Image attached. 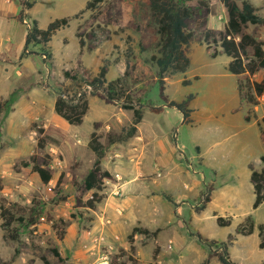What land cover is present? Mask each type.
I'll return each mask as SVG.
<instances>
[{
  "label": "rangeland",
  "instance_id": "rangeland-1",
  "mask_svg": "<svg viewBox=\"0 0 264 264\" xmlns=\"http://www.w3.org/2000/svg\"><path fill=\"white\" fill-rule=\"evenodd\" d=\"M89 1L13 0L7 5L0 0V42L7 50V60H16L15 65L0 62V67L4 66L0 70V98L4 99L21 84L30 85L33 90L35 87L37 93L35 96L33 92L30 101L34 103L29 102L28 111L12 112L18 92L0 101V206L10 209L15 219H26L32 211L38 213L35 225L15 221L8 232L3 230L0 218V264H44L43 260L49 264H69L68 239L81 235H85L86 241L80 249L88 253L89 264H139L137 246L133 245V251H125L119 244L121 237L126 242L129 236V229L124 231L121 225L126 214L121 191L125 182L134 184L135 196L148 207L147 214L153 207L163 205L161 211H169L177 220L188 214L190 204H197L209 192L211 203L207 210L193 217L195 229L186 222L181 225L185 238L173 237L175 245L197 259L193 264H221L217 257L209 258L212 250L193 236L196 231L205 239L218 242L219 251L224 243L230 260L236 264H264L257 229L243 237L244 248L231 246L228 239L234 236L239 216L249 215L256 226L264 224V202L257 209L252 208L255 196L249 169L255 165L259 169L258 162L264 156V108L256 112L243 100L238 77L227 71L230 58L220 53L218 44L212 43L213 39L219 41L218 33L223 31L227 18L224 8L218 0H201L209 7L208 14L201 13L206 21L204 28L214 30L208 41L210 49L203 38L205 29L193 31L189 22L188 29L193 32L187 50L190 66L185 73L167 74L164 78V94L169 100L182 102L190 95L194 97L189 104L188 123L183 122L179 111L164 107L160 98L156 67L149 62L158 44L149 0H104L98 13L85 10ZM248 1L264 17V0ZM28 5L32 7L28 9ZM188 6L197 8V2H189ZM22 10L29 25L35 20L40 29L54 20L69 19L68 25L51 38L49 47L54 60L46 65L38 57L29 56L22 60V69L17 67L26 27L18 25L13 16ZM244 31L264 42V27L248 26ZM89 35L94 37L92 41ZM103 67L106 82L123 79L121 101L107 104L98 97L102 92H96V96L86 93L89 110L82 124L68 126L55 119L52 103L58 95L71 97L82 91L84 82L95 78ZM18 70L24 75L18 74ZM251 79L241 80L243 94L250 91ZM127 99L134 107L142 106L141 130L155 129L161 133L163 139L154 140V144L174 161L162 176L151 177L135 170L124 176L120 170L114 171L118 162L111 160L108 170L112 180L104 182L98 192L100 200L89 207L93 191L84 189L83 179L91 157L87 148L90 134L95 133L99 142L105 144L107 156L110 139L121 135L130 125L132 113L122 109ZM146 106L162 108V113L152 114ZM39 138L44 139L43 148L38 146ZM130 141L126 142L124 153L129 151ZM33 156L52 175L46 185L30 166H22ZM163 160L161 157L159 163ZM151 190L158 194L151 195ZM182 191L185 193L181 194ZM212 215L231 224L220 227ZM231 215H235L233 220ZM243 225L247 226L245 222ZM135 227L147 231L138 235L143 243L153 238L149 229L138 224ZM107 229H113L112 233L118 236L110 241ZM14 230L17 239L11 240L8 237L15 234ZM53 249L60 252V259L54 256ZM172 249L173 244L168 242L169 258L153 254L152 260L155 264H171Z\"/></svg>",
  "mask_w": 264,
  "mask_h": 264
},
{
  "label": "trees",
  "instance_id": "trees-1",
  "mask_svg": "<svg viewBox=\"0 0 264 264\" xmlns=\"http://www.w3.org/2000/svg\"><path fill=\"white\" fill-rule=\"evenodd\" d=\"M103 1L104 0H90L86 3L85 10H92L98 13ZM193 1L197 2V8L188 6V3ZM218 2L224 8L227 18L223 31L218 33L219 41L217 42L213 39L212 43L215 45L218 44L221 54L230 58V62L227 66V71L230 74L235 76L245 74L252 77L259 71L264 70V43L253 35L246 33L244 30L248 26L264 27V17L260 16L257 8L247 0H239V3L238 0H218ZM31 7V5H28V9ZM149 10L155 22L156 35L158 38L156 54L150 57L149 62L156 67V81L159 86L160 98L163 101L164 107L176 109L182 114L183 122L189 123L191 114L189 104L194 97L190 95L182 102L169 100L164 94V78L167 74L174 75L185 73L188 70L190 61L187 57V48L193 38V32L188 29V23H192L193 31L203 29L206 21L201 13L208 14V4L201 0H149ZM23 14L22 10L17 16V20L20 24H22ZM68 22V18L58 19L50 22L45 29H39L37 22L35 20L32 21L30 28L26 30L21 58L29 55H36L40 56L44 63L51 60L52 55L49 47L51 38L56 32L64 29L68 25ZM213 36V30H204L203 38L208 49H210L208 41ZM88 37L91 41L94 38L92 35ZM80 46L82 47V42H80ZM30 48H36V51L30 50ZM216 54L217 51L215 50L212 56L214 57ZM105 74L106 67H103L95 78L84 82L85 84L83 87L86 85L92 86L91 96H96V92L98 91L102 92L103 94L98 97L107 104L114 101H121L123 96L121 92L123 79L119 78L111 82H106ZM183 84L186 85L188 82L184 81ZM238 91L247 104L256 106L257 99L264 93V78L259 82H251L250 91L244 94L242 92L241 83H238ZM79 94L80 96L78 97ZM126 101L122 109L132 112L131 123L122 131L120 136L115 139L111 138V142L126 141L133 137L137 131V126L142 120V106L137 104V107H134L132 102H129L128 99ZM88 108L86 93L81 90L71 97L66 95L64 97L59 94L53 106L55 114L62 118L68 125L72 126H78L83 122ZM146 109L150 113L156 115L162 112V108L153 106H146ZM261 121L264 123V118ZM39 132L42 133V130ZM262 134L264 137V128ZM43 144L44 139L39 138L38 146L43 148ZM87 147L94 154L95 160L91 169L83 179V187L86 191H93L92 199L88 202V206L93 207V204L100 200L98 192L102 190L104 182L112 180V176L109 172L101 168L103 146L95 133L90 135ZM260 163L261 168L259 170H255L253 166L249 167L250 180L255 196L252 205L253 209H257L264 202V156L260 158ZM22 166H30L32 172L37 175L40 182L44 185L52 180V175L49 170L39 165L34 156L31 157L29 161L24 162ZM208 202L209 192L204 196L200 210L204 209ZM37 217L38 213L32 211L26 219L24 217L15 219L10 209L6 208L4 205L0 206V218L3 219L1 226L6 232L9 231L10 225L15 221L26 226H33L36 223ZM216 224L220 227H225L229 226L230 222L229 220L218 217L216 218ZM245 224H247V226L241 224L237 227L236 234H252L254 225L250 217L245 219ZM257 229L260 239L259 247L262 249L264 248V225H259ZM14 233L13 236H9L8 238L16 240V230H14ZM228 239L231 241L232 237L230 236ZM198 240L212 250L209 254V258L217 257L221 264H235L230 260L224 243L220 244L221 250L219 251L218 242L207 240L200 235H198ZM52 253L56 258L60 259L56 249H53ZM43 261L44 264H48L45 260Z\"/></svg>",
  "mask_w": 264,
  "mask_h": 264
},
{
  "label": "crops",
  "instance_id": "crops-1",
  "mask_svg": "<svg viewBox=\"0 0 264 264\" xmlns=\"http://www.w3.org/2000/svg\"><path fill=\"white\" fill-rule=\"evenodd\" d=\"M12 2H13V0H11V1L10 0H4V3L7 5H11ZM253 6L255 8H257L258 14H259L260 9L258 7H256L255 5H253ZM17 16L14 14L13 19L16 21V23L18 25L23 27L22 24H20L18 22ZM32 21H34V20H32ZM23 31H24L23 32V44H24V39H25V35H26L27 31L25 29ZM258 40H260V39H258ZM261 41L263 42V40H261ZM187 50H188V48H187ZM6 51L7 50L5 49V46H3L2 43L0 42V62H3V63L9 62L10 65H15L16 60L14 62L7 60V56L5 55V54H7V53H5ZM22 51H23V46H22V50H21V52L18 56V59H17V62L19 63L17 67L20 68L23 64L22 60L23 59L28 60L27 58H29V56L38 57L43 62L42 58L40 56H36V55H29V56L21 58ZM50 52H51V50H50ZM51 55H52V53H51ZM51 60H54L53 56L51 57ZM51 60H49L47 63L51 62ZM47 63L43 62V65H46ZM3 68H4V66L0 67V70L2 71ZM22 68L23 67H21V69ZM17 73L20 74L21 76L24 75L22 70H18ZM236 77H238V83H241V80H244L245 77L252 78L251 79L252 82L253 81L259 82L260 80H262L264 78V70L259 71L258 73H256L252 77H249L245 74L240 75V76H236ZM15 92H18L19 95H18L16 101L13 103L12 112L14 111L16 113L18 111H28L29 107L27 108V105H29V102H31V104L34 103L33 101H30V98L34 97L33 92H35V87L33 90L32 86H30V85L29 86L25 85V84L24 85H22V84L17 85L12 90H10V92L6 95V97H4V99L0 98V101L6 100V99L8 100L9 97L12 96ZM35 96H37L36 92H35ZM54 102L55 101H53L52 106H54ZM89 102H90V100L88 101V107H89ZM6 103H8V101H6ZM252 107H253V110L256 112L259 111V109L261 107L264 108V93L261 97H259L257 99V105L252 106ZM88 110H89V108H88ZM53 111H54V109H53ZM129 112H131V111H129ZM143 112H144V110H143ZM87 113H88V111H87ZM54 117L58 121H61L62 123L65 124V121L62 118H60L59 116H57L56 114H54ZM263 118H264V116L261 118V120ZM131 119H132V117H131ZM130 123H131V121H130ZM141 123H142V120L139 123V125L137 126V131L133 137L127 139L126 141L112 142V145L109 147V154L107 156H105V144L103 142H100L103 146V157L101 159L102 170L109 172V170H108L110 168L109 163H111V160H112L113 162L114 161L118 162L117 163L118 165L113 167L114 171L120 170V172H122V174L124 176H127L128 174H130L134 170H135V172L144 171L148 176H151V177L154 175L159 176V177L163 175L162 172H164L166 170V168L168 167L167 165L168 164L170 165L171 161H174V160L170 159L168 155L166 156L165 153L159 152L157 144H154V140L158 141V140L163 139L161 133L154 131L155 129H153L152 131H143L140 128ZM130 139H131V141L127 145L129 148H132V147H134V148H132V150L128 148L129 151L127 153H124L123 149L125 151V147H127L126 142H128ZM120 144H123V145H120ZM78 151H80V150L78 149ZM89 152L91 153V157H90V161H89V167L85 170L86 172H88L91 169V167H92L91 162L92 161L94 162V160H95L94 154L90 150H89ZM129 153H131L132 156L129 155ZM76 154H75V156H76ZM125 157L126 158L129 157L128 160L125 159ZM161 157L164 160L161 163H159L161 161ZM107 159H108V162H106ZM77 163L79 166L78 168L80 169L81 166H80L78 159H77ZM132 163H134V164H132ZM258 166H260V168H261L260 161L258 162ZM255 167H256V165L253 166L254 169H255ZM259 169H255V170H259ZM154 183H155V181H154ZM155 189H157V188H155ZM121 191H122V195L125 196L124 200H123V206L125 208V213H126L122 218L121 225H123L122 228H124V231H127L129 229V236L127 238L128 241L126 240V242H124V238L121 237L122 236V234H121L120 235L121 242L119 244L125 251H127L128 249L130 251L135 250V248H133L134 247L133 245H136L137 246L136 247V254H137V257H140L139 264H155L154 261L152 260L153 254H156L157 256L158 255L162 256L163 258H169L168 257L169 255L166 252V245L168 244V242H171L173 244L172 253L174 256H173V258H171V261H170L171 264H190V263L193 264L197 260L195 258L189 257V255L184 253L183 249L181 250V248L178 245H175L174 241H173V237L174 236L184 237L183 234H181V225H183V224L185 225L186 222H187L186 224L190 223L191 227L193 229H195L193 227V217L194 216H200V214H202L205 210H207L209 204L211 203L210 199H209V202L206 204L205 208L202 210H200V206H201L203 200H201L200 202H197V204H190V206L187 207L188 214L185 215L184 218L177 217V218H179V220H177V219H174L172 216H170L169 211H168V213L161 211V207H163V205H161L160 207H158V206L153 207L152 209H150V212L147 214V211L149 209L147 210L146 208H148V207L144 206L142 203H140V200L137 198V196H135L137 189L134 186V184H131L129 182L123 183V185L121 186ZM180 193L182 194L185 192L182 191ZM155 194H158L157 190L156 191L151 190V195H155ZM172 204L175 205V207H176L175 209L178 208L177 204H175L174 202ZM183 204L189 205V203L188 204L183 203ZM147 215H148V218H146ZM132 216H134V219L132 218ZM234 216L235 215H231L232 220H233ZM247 217H250V216L246 215V216H239L238 217L239 221L237 222V226H236L235 231H234V236H232L231 246H237L240 248H244L245 246L241 242V240H244L243 237H248V236L252 235L253 232L259 226V225L256 226L253 222V219L250 217L252 220V223L254 225V229H253L252 234H250V235L236 234L237 227L239 225L243 224V222H245V219ZM213 218L216 221V218H218V216H213ZM220 218H222V217H220ZM225 220H227V219H225ZM137 224L142 225L143 229H149V231L152 233L153 238L151 240H149L147 244L143 243L142 238H139L141 235L147 234V231L136 228L135 225H137ZM260 225H264V224H260ZM112 230L107 229V231H108L107 238L110 241H112L113 237L118 236V235H116V233H114V232L112 233ZM134 230H139V231H134ZM138 235H140V236H138ZM198 235L202 236L198 231H196V233L193 234V236H195L197 238H198ZM257 236H258V229H257ZM70 237L71 238L68 239L70 243H68L66 245V247H67L66 251L70 255L69 264H89L90 263V257H89V255H87L88 253L86 251L80 249L82 244H84V242L86 241L85 235L75 236V237L70 236ZM203 238H205V237H203ZM145 241H147V240H145ZM238 241H240V242H238ZM185 248H188L187 245L185 246ZM258 248L261 249L259 247V244H258ZM262 249H264V248H262ZM58 253L60 256V252H58ZM175 256L178 259L175 258Z\"/></svg>",
  "mask_w": 264,
  "mask_h": 264
},
{
  "label": "built area",
  "instance_id": "built-area-1",
  "mask_svg": "<svg viewBox=\"0 0 264 264\" xmlns=\"http://www.w3.org/2000/svg\"><path fill=\"white\" fill-rule=\"evenodd\" d=\"M24 17H23V20H22V24L26 27V30L30 28L31 25H29V23L27 22V19H26V15L23 14ZM82 92L84 93H88L90 94L92 92V86H89V85H86L83 89H82ZM80 96V94L78 95V97ZM76 102V100H75ZM47 169V168H46ZM169 249H171L170 246H168ZM106 259V257H105Z\"/></svg>",
  "mask_w": 264,
  "mask_h": 264
}]
</instances>
